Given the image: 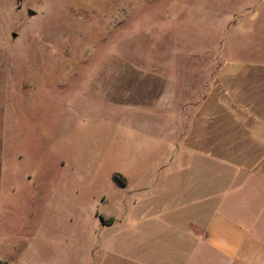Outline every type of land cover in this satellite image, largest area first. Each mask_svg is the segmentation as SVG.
<instances>
[{"label": "rangeland", "instance_id": "374dc122", "mask_svg": "<svg viewBox=\"0 0 264 264\" xmlns=\"http://www.w3.org/2000/svg\"><path fill=\"white\" fill-rule=\"evenodd\" d=\"M236 56L264 59V0H0V257L179 260L187 218L157 230L145 192L191 185L166 127Z\"/></svg>", "mask_w": 264, "mask_h": 264}, {"label": "crops", "instance_id": "0c3cea01", "mask_svg": "<svg viewBox=\"0 0 264 264\" xmlns=\"http://www.w3.org/2000/svg\"><path fill=\"white\" fill-rule=\"evenodd\" d=\"M181 109L182 127H164L176 133L177 150L192 154L180 157L192 163L191 185L174 203L165 188H150L145 201L156 229L159 215L183 211L182 257L148 252L145 264H264V59L225 57L205 92L198 88Z\"/></svg>", "mask_w": 264, "mask_h": 264}, {"label": "trees", "instance_id": "16d2710c", "mask_svg": "<svg viewBox=\"0 0 264 264\" xmlns=\"http://www.w3.org/2000/svg\"><path fill=\"white\" fill-rule=\"evenodd\" d=\"M102 218V217H101ZM103 219V218H102ZM113 219H109V223L112 222ZM104 222H107L105 219H103ZM7 264V263H6Z\"/></svg>", "mask_w": 264, "mask_h": 264}]
</instances>
